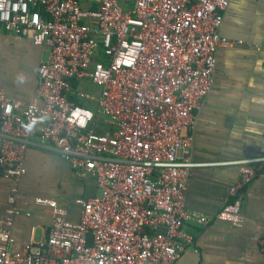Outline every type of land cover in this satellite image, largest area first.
Wrapping results in <instances>:
<instances>
[{
	"label": "built area",
	"instance_id": "built-area-1",
	"mask_svg": "<svg viewBox=\"0 0 264 264\" xmlns=\"http://www.w3.org/2000/svg\"><path fill=\"white\" fill-rule=\"evenodd\" d=\"M0 0V29L46 46L30 103L0 89V170L17 182L32 138L50 144L75 170L94 177L99 195L77 199L67 218L53 199L45 238L10 249L21 210L0 218V264H179L193 243L185 225L210 219L185 205L195 109L213 83L219 32L230 0ZM90 80L97 96L73 87ZM77 100L84 104L77 103ZM264 155L232 161L237 180L216 214L242 222L243 189ZM17 187L11 188L14 200ZM25 215H29L25 212ZM264 256V237L258 240Z\"/></svg>",
	"mask_w": 264,
	"mask_h": 264
},
{
	"label": "crops",
	"instance_id": "crops-1",
	"mask_svg": "<svg viewBox=\"0 0 264 264\" xmlns=\"http://www.w3.org/2000/svg\"><path fill=\"white\" fill-rule=\"evenodd\" d=\"M119 2L124 8L130 1ZM81 3L94 8L87 0ZM219 32L241 42L216 50L211 89L194 111L190 159L198 165L190 169L184 192L186 207L210 221L185 225L193 243L178 263L264 264L258 248V240L264 237V162L243 189L242 222L231 225L215 218L230 201L228 188L239 175L232 161L264 155V0H230ZM47 56V47L34 44L29 36L0 29V89L23 103L33 101L38 67ZM73 84L83 89L80 82ZM24 167L17 182L4 178L0 170V218L13 207L21 210L10 228L14 252L47 234L52 212L36 204L35 198L57 201L67 218L77 221L81 210L77 199L100 192L94 177L71 168L56 149L37 138L26 148ZM13 186L17 192L11 201Z\"/></svg>",
	"mask_w": 264,
	"mask_h": 264
},
{
	"label": "rangeland",
	"instance_id": "rangeland-1",
	"mask_svg": "<svg viewBox=\"0 0 264 264\" xmlns=\"http://www.w3.org/2000/svg\"><path fill=\"white\" fill-rule=\"evenodd\" d=\"M79 86H81L87 93L97 96L99 93V88L93 84L90 80L80 81Z\"/></svg>",
	"mask_w": 264,
	"mask_h": 264
},
{
	"label": "trees",
	"instance_id": "trees-1",
	"mask_svg": "<svg viewBox=\"0 0 264 264\" xmlns=\"http://www.w3.org/2000/svg\"><path fill=\"white\" fill-rule=\"evenodd\" d=\"M74 83V82H73ZM74 85V84H73ZM77 103L84 104V102L77 100Z\"/></svg>",
	"mask_w": 264,
	"mask_h": 264
}]
</instances>
